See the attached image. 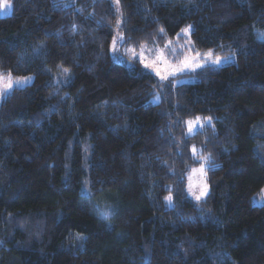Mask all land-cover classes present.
Masks as SVG:
<instances>
[{
  "label": "trees",
  "instance_id": "obj_1",
  "mask_svg": "<svg viewBox=\"0 0 264 264\" xmlns=\"http://www.w3.org/2000/svg\"><path fill=\"white\" fill-rule=\"evenodd\" d=\"M10 4L0 74L34 81L0 101V264H264V0ZM186 29L228 62L161 81L118 51Z\"/></svg>",
  "mask_w": 264,
  "mask_h": 264
},
{
  "label": "rangeland",
  "instance_id": "obj_2",
  "mask_svg": "<svg viewBox=\"0 0 264 264\" xmlns=\"http://www.w3.org/2000/svg\"><path fill=\"white\" fill-rule=\"evenodd\" d=\"M12 13V6L10 4V0H0V14L1 15H7ZM189 31L185 32L183 31L178 38L174 41H167L161 43V44H154V45H143L141 47H125L124 49H118L120 42L117 43V49L120 51V54L124 55L127 58L135 59L138 61V58L143 56L147 62H155L158 67H161L162 69V75H167L168 79L172 77H176L181 74L194 72L197 69H200L206 65H214V66H221L228 62L227 59H221L220 64H213L211 61L214 60L216 57L209 56V53H200V52H193L192 51V44L189 40ZM119 41L118 37H115ZM161 57H163L164 63L161 64ZM187 60L190 64H192L195 61H199V64L201 66H194L185 68L183 61ZM142 67L144 68L143 63H140ZM153 75H155L159 80H161L160 76H157L154 71L150 69H146ZM167 70V71H165ZM173 71L175 74L173 75ZM4 75V74H3ZM7 77L8 75H4ZM70 76V74L62 70V74L60 77V81H66V79ZM13 86L10 90L7 91V94H0V101L5 98L10 92H12L16 88H24L27 85L33 83L34 77L32 75L28 76H22V77H16L12 76ZM30 77L31 79L23 84V85H16L15 81L18 78H27ZM186 81H192L193 79H185ZM165 81V80H161ZM0 93H2V85H0ZM154 103H157L160 101V95L155 94L154 97L151 100ZM196 121V120H195ZM195 121H193L192 124V131L193 133L198 129L201 128L199 124H197ZM200 123L205 124V121L200 118ZM188 131V128H187ZM203 166L204 173L201 174L199 171L193 172V169L199 170ZM191 169L187 173V183H186V192L188 197L195 201L199 202L201 200H204L209 193V187L206 180V164L202 163L201 165ZM189 188H191V192L196 193V195H200L201 192L207 191V194L204 196H201L200 200H196L191 193H189ZM264 203V189L261 191V194L254 197L253 204L255 205H261ZM38 228V227H37Z\"/></svg>",
  "mask_w": 264,
  "mask_h": 264
},
{
  "label": "snow or ice",
  "instance_id": "obj_3",
  "mask_svg": "<svg viewBox=\"0 0 264 264\" xmlns=\"http://www.w3.org/2000/svg\"><path fill=\"white\" fill-rule=\"evenodd\" d=\"M189 28H190V26H189ZM161 31H163V29H161ZM187 31H188V29L185 30V32H187ZM118 42H120V43L123 42V37L122 36L119 37V41L117 39H113V42H112V45H111V51L114 54V56L117 53V43ZM209 56H211V53H209ZM138 62L139 63H143L145 69H150V70L154 71L157 76H160L161 80H167L168 79V76L167 75H162V69H161V67H158L155 62H147L146 59L143 56H141V57L138 58ZM211 62L213 64H220L221 63V59H220V57H216ZM163 63H164V60H163V57H161V64H163ZM182 63L184 64V67L185 68L193 67V65L194 66H201L199 64V61L198 60L195 61V62H193L192 64H190L187 60L183 61ZM165 71H167V70H165ZM172 74L174 75L175 72L173 71ZM30 79H31L30 77H27V78H18V79H16L15 83L18 86L19 85H23V84L27 83ZM0 85H2V93H0V94L6 95L7 94V91L10 90L12 88V86H13V81H12L11 74H8L7 77H5L3 74H0ZM207 120L210 122L211 121V118L208 117ZM195 122L197 124H199V126L201 128L203 127V124L200 123V118L199 117L196 118V121ZM184 123L186 125H188V135H187L186 138H189L190 139L191 138V135H193V131H192L193 121H185ZM191 151L193 153V158H199V159H202V160H206V158L203 157L202 155L199 156V157L196 156V153H197L198 150L196 149L195 146H192ZM192 171L193 172L199 171L201 174H203L204 173V168H203V166H201V168L199 170L193 169ZM168 191L171 192V189H168ZM188 191H189V193H191V195H193L195 197L196 200H200L201 199V196H204V195L207 194L206 189H205V191L201 192L200 195H196V193L191 192V188H189ZM165 199L169 203H171L172 196L171 195H168L167 197H165ZM102 214L103 215H107V212L106 211H103Z\"/></svg>",
  "mask_w": 264,
  "mask_h": 264
}]
</instances>
